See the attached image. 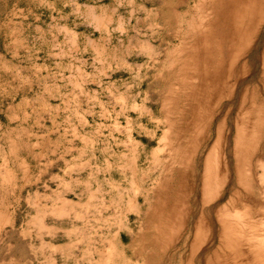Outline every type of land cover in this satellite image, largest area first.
I'll use <instances>...</instances> for the list:
<instances>
[{
  "label": "rangeland",
  "instance_id": "obj_1",
  "mask_svg": "<svg viewBox=\"0 0 264 264\" xmlns=\"http://www.w3.org/2000/svg\"><path fill=\"white\" fill-rule=\"evenodd\" d=\"M263 51L264 0H0V264H264ZM191 104H218L200 143L223 124L227 174L199 248L200 192L172 240L143 222Z\"/></svg>",
  "mask_w": 264,
  "mask_h": 264
},
{
  "label": "bare ground",
  "instance_id": "obj_2",
  "mask_svg": "<svg viewBox=\"0 0 264 264\" xmlns=\"http://www.w3.org/2000/svg\"><path fill=\"white\" fill-rule=\"evenodd\" d=\"M188 60H190V57L187 59V61ZM263 62H264V51H263ZM186 65L188 67L189 66L191 67L192 64L190 65L189 62H187ZM235 69H238V62H236L235 64H233V63L230 64L228 71L235 70ZM263 76H264V68H263ZM231 88H232L231 85L224 82V84L220 88L221 94L226 96V94L229 93ZM215 105H218V104H191L190 105L191 115L188 119V126H187V128L189 129L188 133L190 135V140L188 142V146L185 147L184 145H182V142L178 141V140L175 144L166 140L168 137V132L166 129H164V131H163V136L161 138H159V140H158V147L156 148V151L159 152L158 159L162 165V170L159 173V179H157L158 185L155 186L154 190L152 189L153 190L152 192H149L150 198H148V200L146 201L147 206H148V208H147L148 212L145 214L143 222H145V223L147 222V224L149 225L150 222H152V220L158 221V224L155 226L156 227L155 230L158 234H160V233L163 234L165 229H166V231H167L166 236L168 238L167 240H169V239L172 240L173 237L176 235V232L181 230L184 227V225L186 226V228L189 227L190 218L195 213V211L194 210L189 211V209H188L189 207L187 206V203H188V201H190L191 197H193L191 195V192H192V194L196 193V195L198 192H200L202 212H201V216L198 217V219H196V217H195L196 220L193 221L194 226L193 225L192 226L194 227L193 230H195V233H194L195 235L192 236V238H194V240H191V241H193V244H192L193 246L195 244L198 246V244H197L198 241L199 240L201 241L205 236H207V235L203 236L204 233L206 234L205 230L207 229V226H208V219L204 216L205 208L207 207L206 204L209 201V198L212 197V195H214V198L213 197L212 198L214 200H216L222 194L221 190H222V187L224 184L225 177L227 175L226 174V165H225L226 162L224 161V159L222 158V156L220 154L221 147H222L223 124L221 122L217 123V125L214 129L215 138H214V141L211 143L210 146L207 145V143L210 139V133H208V132H207L208 133L207 136H205L204 141L202 143H200L202 133L212 123L213 118L214 117L216 118V116H217V114L214 113L215 112V110H214ZM169 107H170V104H161L160 114L168 117V113L172 112L171 109L170 110L168 109ZM212 136H213V134H212ZM247 137L250 138L251 134H249ZM239 138H242V135L240 136V134H239ZM177 146L179 149L178 155L176 154L177 153ZM204 146L208 147V148L202 152L203 153L202 156H204V158H203V163H202L203 164V172L201 173L200 178H199L200 182L197 183V181H196V183H195V181H194V183H192L191 172L195 171V169L197 167V158L200 155V152L204 148ZM237 148L238 147H235V149H234V155L236 154V156H235L236 157V168L234 170H236L235 175L237 177V179L235 181L238 183L237 186L241 187V189H239V188H238V190L236 189L235 194H239V193L244 194L247 192L248 186H247L246 182H244V180L242 179L243 162H242V159L240 157V153L237 151ZM198 184L200 186L199 189H198ZM233 189H234V187L232 186L231 190H233ZM233 193H234V191H233ZM167 195H168V198H167ZM140 197H141V193H139V191L137 193V191H136L134 201L131 199L126 201V205H127L128 210L131 211L133 209V203L138 202L140 204ZM232 199H234V198L232 197ZM223 207H224V204H223ZM223 207H220L218 205L215 208V213H216L218 222L222 226L221 227L222 230H223V227L226 223L225 219L223 217V216H225L223 214ZM227 209H228V207H227ZM138 220L136 221L137 223H138ZM161 226L164 229H162ZM224 230L222 231V234H223V232H225L223 234V236L224 235L226 236V233H228L229 231L227 232ZM230 231L233 233L236 231V229L231 226ZM140 233L143 234L144 231H142ZM227 236H229V235H227ZM257 236H259V235H257ZM262 237H263V239L261 241L264 244V236H261L259 238H262ZM199 245H201V244H199ZM218 247H219V245H218ZM192 248H194V247H192ZM197 248H199V246ZM219 248L222 249L221 246ZM111 250H113V249H111ZM195 252H197V251L195 250ZM217 255H218V252H217ZM190 256H191V254H190ZM209 256H211V255H209ZM190 259H191V257H190ZM210 260H211V257H210ZM210 263H211V261H210ZM188 264H192V261L189 262ZM261 264H263V263H261Z\"/></svg>",
  "mask_w": 264,
  "mask_h": 264
},
{
  "label": "crops",
  "instance_id": "obj_3",
  "mask_svg": "<svg viewBox=\"0 0 264 264\" xmlns=\"http://www.w3.org/2000/svg\"><path fill=\"white\" fill-rule=\"evenodd\" d=\"M121 237V236H120ZM121 241V240H120Z\"/></svg>",
  "mask_w": 264,
  "mask_h": 264
}]
</instances>
